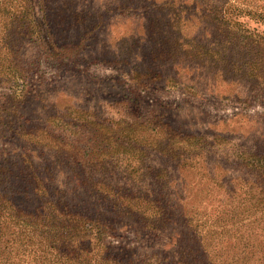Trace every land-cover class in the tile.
<instances>
[{"label": "trees", "instance_id": "trees-1", "mask_svg": "<svg viewBox=\"0 0 264 264\" xmlns=\"http://www.w3.org/2000/svg\"><path fill=\"white\" fill-rule=\"evenodd\" d=\"M206 1L214 20L222 16L223 23L229 22V13L243 11L238 0ZM130 2L132 10L145 11L139 33L150 39V11H164L170 2ZM48 8V0H0V84L12 87L8 106L27 103L26 73L35 64L28 49L38 46L57 60L74 51L57 47ZM171 20L178 23L173 17ZM241 26L236 20L232 28L239 31ZM178 39L180 44L175 41L174 45L182 47L185 58L192 57L195 49L190 40ZM228 40V36L216 37L213 51L221 55L222 62L234 45L231 42L229 47ZM203 50L212 52L208 47ZM191 69L183 63L176 81L175 77L163 78L161 72L152 76L151 65L141 62L131 67L127 77L136 91H145L156 81L196 92L197 78ZM256 82L264 85V77ZM107 104L103 116L83 106L37 118L36 124L25 114L21 116L25 120L18 127L19 138L32 147L22 149L30 155L21 151L17 156L26 164V173L16 174L17 162L0 152V264H264V225L245 224L250 217L244 216L241 201L236 202L242 196L236 185L245 186L246 175L253 179L248 180L252 187L245 194L255 197L253 188L258 189V182L264 179V156L226 155L228 161H214L207 167L209 180H215L216 168L223 170L220 187L227 188L223 194L232 200L226 206H214L211 219L203 218L198 211L185 210L182 179L170 175L166 167L185 169L204 156L180 145L181 137L184 142L196 137H183L152 109L145 113L131 110V100L121 98ZM14 113L18 109L8 116ZM11 124L0 118V129L4 128L0 138L5 128L11 130ZM137 167L148 170L143 175L149 186L136 185L130 179L127 171L131 174ZM231 172L239 174L228 175ZM20 179L31 183V194L40 199L37 207H26L16 199L21 193ZM120 230H132L144 238L165 234L168 242L162 251L134 260L130 249L109 241Z\"/></svg>", "mask_w": 264, "mask_h": 264}, {"label": "rangeland", "instance_id": "rangeland-1", "mask_svg": "<svg viewBox=\"0 0 264 264\" xmlns=\"http://www.w3.org/2000/svg\"><path fill=\"white\" fill-rule=\"evenodd\" d=\"M48 1V17L57 47L74 51L57 60L38 46L28 49L35 57V64L26 73V104L8 106L12 87L0 84V118L3 123H12L11 130L5 128L6 133L0 138V152L17 162L15 173H26V164L17 156L23 147L32 148L19 138L18 127L25 120L22 115L36 124L37 118L43 120L51 114L64 113L67 107L83 106L103 116L102 111L109 106L107 101L110 104L125 98L131 100V110L145 113L152 109L163 115L183 137H196L185 142L181 137L180 145L192 147L198 150L195 155L204 156L188 163L190 167L185 169L166 166L170 175L182 179L180 186L186 190V198L182 200L185 210L198 211L200 217L211 219L214 206L230 204L232 199L223 194L227 188L220 187L223 170L216 168L215 180H209L207 167H212L214 161H228L226 155L264 156V85L256 82L264 77V0H238L243 11L229 13L228 23L221 22L222 16L214 20L206 0H158L170 4L164 11H150L148 20L153 23L150 39L139 33L146 19L145 11L132 10L131 0ZM171 17L178 23L174 24ZM236 20L242 23L239 31L234 30ZM179 36L188 38L194 46L192 57L185 58L182 47L174 45L175 41L180 44ZM223 36L229 37V47L234 42L225 53L228 55L225 62L213 51L217 49L216 37ZM204 47L212 52L206 54ZM141 62L151 65L152 76L161 72L163 78L175 77L176 81L182 74L181 65L188 63L197 78L196 92L156 81L145 91H136L127 74ZM184 73L187 77V72ZM14 109H18V114L9 117ZM23 153L30 155V151ZM140 168L127 173L134 184L147 187L150 182L143 174L148 170ZM244 179L245 186L236 182V191L242 193L236 202L241 201L244 216L250 217L245 224L263 227L264 179L258 182V189L253 188V198L245 194L252 187L247 182L253 178L246 175ZM30 186L31 183L20 179L21 193L16 199L34 208L40 199L31 194ZM109 241L114 246L127 247L129 255L139 260L146 254L162 251L168 237L150 234L144 238L132 230H120Z\"/></svg>", "mask_w": 264, "mask_h": 264}]
</instances>
